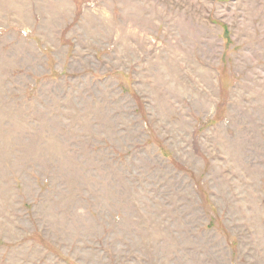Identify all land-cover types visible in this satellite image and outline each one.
I'll use <instances>...</instances> for the list:
<instances>
[{
  "label": "rangeland",
  "instance_id": "374dc122",
  "mask_svg": "<svg viewBox=\"0 0 264 264\" xmlns=\"http://www.w3.org/2000/svg\"><path fill=\"white\" fill-rule=\"evenodd\" d=\"M0 264H264V0H0Z\"/></svg>",
  "mask_w": 264,
  "mask_h": 264
},
{
  "label": "trees",
  "instance_id": "16d2710c",
  "mask_svg": "<svg viewBox=\"0 0 264 264\" xmlns=\"http://www.w3.org/2000/svg\"><path fill=\"white\" fill-rule=\"evenodd\" d=\"M215 22V21H214ZM223 28H225V26H223ZM209 226H212L211 224H209Z\"/></svg>",
  "mask_w": 264,
  "mask_h": 264
}]
</instances>
